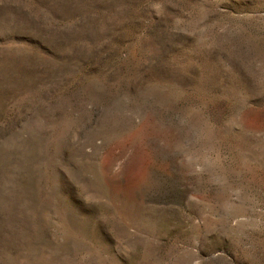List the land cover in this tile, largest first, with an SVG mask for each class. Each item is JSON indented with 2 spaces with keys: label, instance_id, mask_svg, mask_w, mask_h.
<instances>
[{
  "label": "rangeland",
  "instance_id": "374dc122",
  "mask_svg": "<svg viewBox=\"0 0 264 264\" xmlns=\"http://www.w3.org/2000/svg\"><path fill=\"white\" fill-rule=\"evenodd\" d=\"M0 264H264V0H0Z\"/></svg>",
  "mask_w": 264,
  "mask_h": 264
}]
</instances>
